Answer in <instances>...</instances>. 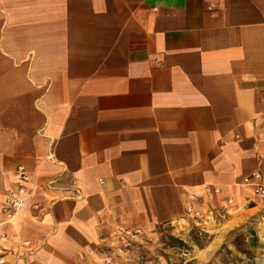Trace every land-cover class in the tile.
<instances>
[{
	"label": "crops",
	"instance_id": "obj_1",
	"mask_svg": "<svg viewBox=\"0 0 264 264\" xmlns=\"http://www.w3.org/2000/svg\"><path fill=\"white\" fill-rule=\"evenodd\" d=\"M19 167L27 200L6 222ZM256 169L264 0H0L6 257L82 264L123 230L184 220L191 194L246 204Z\"/></svg>",
	"mask_w": 264,
	"mask_h": 264
},
{
	"label": "rangeland",
	"instance_id": "obj_2",
	"mask_svg": "<svg viewBox=\"0 0 264 264\" xmlns=\"http://www.w3.org/2000/svg\"><path fill=\"white\" fill-rule=\"evenodd\" d=\"M210 209H203V218L186 214L173 224L123 230L80 260L82 264H264V203L253 197L246 204L234 200ZM2 248L0 243V264H30L20 253L6 257Z\"/></svg>",
	"mask_w": 264,
	"mask_h": 264
},
{
	"label": "built area",
	"instance_id": "obj_3",
	"mask_svg": "<svg viewBox=\"0 0 264 264\" xmlns=\"http://www.w3.org/2000/svg\"><path fill=\"white\" fill-rule=\"evenodd\" d=\"M18 174L21 178V184L16 189H10L5 198L2 210L7 216L6 222L10 221L25 208L26 195L28 194L27 182L30 181L29 175L23 170L22 167L18 168ZM242 185L246 186L252 193L253 197L258 198L264 203V173L260 169L253 170L244 176ZM206 191L211 192V188L207 187ZM218 192L219 190H215ZM199 196L197 194H191L186 202V214L193 218H203L204 210L198 206L196 202L199 201ZM227 202L232 204L234 200L228 198ZM211 211V210H210ZM212 212V211H211ZM213 214V212H212ZM1 225V224H0ZM140 231L137 230V234ZM5 234L0 232V238L4 237ZM28 242H26L27 244Z\"/></svg>",
	"mask_w": 264,
	"mask_h": 264
}]
</instances>
